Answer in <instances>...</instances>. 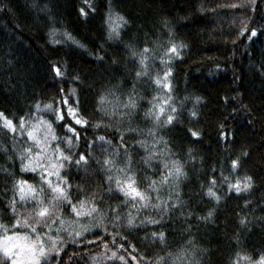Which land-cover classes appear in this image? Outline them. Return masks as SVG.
I'll return each mask as SVG.
<instances>
[{"label":"trees","instance_id":"16d2710c","mask_svg":"<svg viewBox=\"0 0 264 264\" xmlns=\"http://www.w3.org/2000/svg\"><path fill=\"white\" fill-rule=\"evenodd\" d=\"M110 18L119 24L111 34ZM172 44L179 55L166 54ZM69 107L88 123L76 124ZM0 113L15 126L0 118V225L11 234L34 224L46 248L55 240L59 252L39 264H249L264 256V0H0ZM21 117L46 137L38 155ZM49 172L68 200L36 224L39 202L57 203L42 179ZM129 173L147 203L118 190ZM244 177L248 189H229ZM18 181L35 193L21 199ZM160 232L163 242L152 235ZM0 264H10L2 253Z\"/></svg>","mask_w":264,"mask_h":264},{"label":"snow or ice","instance_id":"6c2138e0","mask_svg":"<svg viewBox=\"0 0 264 264\" xmlns=\"http://www.w3.org/2000/svg\"><path fill=\"white\" fill-rule=\"evenodd\" d=\"M80 12L82 15L85 14V10L84 8L80 9ZM116 19L123 21V17H117ZM110 20L112 21L109 24V29H110V34L112 32L116 31V28L119 27V24L116 23V20H113L112 18H110ZM118 34V33H117ZM256 31L255 29L252 30V35H255ZM67 35V34H66ZM70 38V37H69ZM182 47V45H181ZM148 49L145 48L143 50V53L141 54V59H140V63L143 65L145 63V61L148 59L147 55H144V53H148ZM133 55H136L135 52L132 53ZM166 54H173V55H179V52L177 50V45L176 44H172L169 48H167L166 50ZM170 58V57H169ZM54 70L56 71L57 75H62V73L60 72L59 68H56L55 66ZM171 73V69H168V71H166L164 73V78L166 79ZM143 73L141 72H137V76L142 75ZM155 83L157 85H160L162 82L159 78H157L155 80ZM163 87L165 89H169L170 85L168 83H163ZM105 97L103 95H101L99 97L100 102L102 103L104 101ZM197 99H199V97H197ZM65 103H67V101H65ZM164 104H167L168 101H163ZM129 104L134 106V101H132L131 99L129 100ZM47 107V106H46ZM69 111V115L72 117V119L75 121L76 124H87L88 121L82 117H80L78 115L77 109L69 107L68 108ZM173 112H175V108L172 109ZM164 112V108L160 107L159 112L157 113V116L160 115V113ZM193 116L196 115L195 112L192 113ZM0 118H2L4 120V126L9 128L10 130H15V126L13 124V122L9 119H7V117L4 116L3 113H0ZM58 119H63V116L60 115L58 113ZM174 119V117L172 115H168L167 117V121L166 123H171L172 120ZM21 127H23V117H21ZM66 128H68L69 131L73 132L74 134L76 133V129L70 125H65ZM29 137L32 138V132L30 131L28 133ZM78 135V134H77ZM192 135L193 136H198L199 133L192 131ZM55 138V137H53ZM98 140H104L103 136H99L97 137ZM69 144L71 143V139L69 138ZM37 143H39L37 141ZM110 143V141H109ZM27 151V150H26ZM58 152H60V158L61 159H65V160H70L71 157L70 156H65L63 154L62 151H60L59 149H57ZM82 161L86 162V157L85 155L81 154L79 160L76 161V163L79 165ZM104 164L106 166H111V161L108 159L104 160ZM63 165L61 164V167ZM231 166L232 169L235 170L238 167V160L233 159L231 161ZM121 171H125L124 169H121ZM177 175H182L181 170L179 167H176L175 169ZM57 175H59V173H56ZM169 174H171V170L169 172ZM52 175L51 172H49L47 175L42 176V179L45 180V182L49 185V187L52 189L53 193H56L57 195H54L52 197V201H56L57 203H52L51 201L49 202V204L45 205L43 203V201L39 202L38 205V210L35 212V223L36 224H41V223H45L46 221L53 219V211L57 209V205L58 202L60 200H68L66 191L63 187L60 186V183H57L55 186L52 185V182L48 179V176ZM109 179H111V177H109ZM168 177H163L164 181H167ZM228 178L225 177V180H227ZM61 183H66V181L61 177L60 178ZM155 184V182H153ZM213 184H215V180L212 181ZM250 183H251V177H244L243 181L237 179V181L235 182V184L229 183L228 187L229 189H234L237 193L241 192L242 187L243 189H248L250 187ZM27 184L26 181H18L17 182V186H18V191L20 193V198L21 199H25L26 198V193H35V188H33L32 186H28L27 189H25V187L23 185ZM116 185L119 191H121L124 196L126 198H131L133 200H136L137 198H139L140 201L147 203V195L146 193L142 192L141 190H139L135 185L136 182L135 180L132 178L131 173L128 174V178L126 180L121 181L120 179L116 180ZM242 185V187H241ZM151 187V185H150ZM207 195L219 200L220 197L216 194V192L213 191L212 187L210 186L207 189ZM35 198V197H33ZM70 202V201H69ZM15 207V202H13V208ZM81 207H83V202H81ZM72 211L75 213V215L77 217L81 216L83 213L81 211H79L76 207V205H72ZM92 211H95V208H92ZM209 215H211V212L209 213ZM117 220H119L120 218L117 216L116 217ZM152 223H155V221H150ZM241 224L244 223V220L241 219ZM17 224L20 223V220L17 219L16 221ZM27 220L25 221V224H27ZM61 224L64 223L63 220L60 221ZM127 223L129 225H132L133 223V219L131 217H129ZM29 227H31V230L33 233H36L35 237H27V236H22L21 234L12 232L11 234H8L7 232V228L4 225H0V228L4 229V235H0V253L3 254L4 258H7L8 261H10V264H39V257L40 256H45L48 252L50 251H57L59 252V248L56 246V242L55 240H53L51 247L46 248L44 246V241L41 239V235L39 232H37V229L35 227V225H28ZM47 226V225H46ZM13 227H15V225H13ZM87 226H84L83 231H87ZM76 236H81L82 232L81 231H77ZM153 237L159 236V238L161 239V242H163V238H164V233L160 232V233H153L152 234ZM49 239H52L51 237H49ZM38 253V255H37ZM113 256H116V253L113 252L112 253ZM239 256V254H237ZM246 259V257H244ZM119 259L123 260L124 257H119ZM258 264H264V256L261 257V261L258 262Z\"/></svg>","mask_w":264,"mask_h":264},{"label":"rangeland","instance_id":"374dc122","mask_svg":"<svg viewBox=\"0 0 264 264\" xmlns=\"http://www.w3.org/2000/svg\"><path fill=\"white\" fill-rule=\"evenodd\" d=\"M113 20H116V19H113ZM111 23V22H110ZM116 23H117V20H116ZM23 126L26 128V131L27 133L25 134L26 136H24V140L26 142L30 141V144L33 148V150H35L37 152V155L40 154L41 150L43 149V147L46 146V143H47V140H45V136L42 134H40L38 131H37V126L36 125H31V123H23ZM19 126L17 125V128ZM32 132V138L29 137L28 133L29 132ZM37 141L39 143H37ZM40 157V156H39ZM38 157V158H39ZM25 187V189H27L28 187L26 185H23ZM23 227V225L21 226ZM20 227V228H21ZM21 229H26V228H21ZM31 230H27V232L25 233H21V232H15V233H18V234H21L22 236H27V237H32L34 238V236L30 233ZM29 232V233H28ZM5 233L3 231L0 230V235H4ZM38 255V253H37ZM40 259V257H39ZM27 264V262H26ZM249 264H258V262H254V263H249Z\"/></svg>","mask_w":264,"mask_h":264}]
</instances>
